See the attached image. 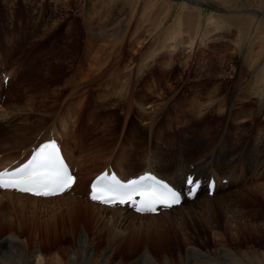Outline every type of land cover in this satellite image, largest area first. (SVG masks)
Masks as SVG:
<instances>
[{"label":"rangeland","instance_id":"rangeland-1","mask_svg":"<svg viewBox=\"0 0 264 264\" xmlns=\"http://www.w3.org/2000/svg\"><path fill=\"white\" fill-rule=\"evenodd\" d=\"M182 1L0 0V157L14 164L54 138L78 176L62 201L0 203V244L13 236L22 246H6L0 264H35L36 253L43 264H226L216 257L222 248L234 256L230 264H264V203L256 202L264 200V28L241 37L235 26L243 16L230 19V27L208 26L215 14L209 5L181 18ZM177 30L184 44L161 50ZM189 36L196 37L192 48ZM242 123L244 129L225 132ZM182 157L201 168L220 160L213 166L220 188L207 213L235 201L243 188L256 205L221 204L217 220V213L199 210L208 205L202 191L184 202L185 213L178 207L168 217L178 222L194 208L186 239L169 236L163 213L137 220L126 209L120 212L131 215L108 232L89 233L77 212L87 202L89 178L108 167L126 177L152 171L158 159L164 177ZM85 233L87 255L78 246ZM193 250L209 259L186 257Z\"/></svg>","mask_w":264,"mask_h":264},{"label":"bare ground","instance_id":"bare-ground-1","mask_svg":"<svg viewBox=\"0 0 264 264\" xmlns=\"http://www.w3.org/2000/svg\"><path fill=\"white\" fill-rule=\"evenodd\" d=\"M204 1H205V4L201 3L202 0H200V1H197V0H193V1L192 0H187V2L182 1L180 3V5H181V13H182L181 18L184 15H189L188 13H190V11L192 12L193 9L198 10V11H201L202 9L201 10L198 9V6H201V5L202 6H207V5H209V7L214 10L215 14L214 15L212 14V15L208 16V18H207L208 26H212V25L218 24V25H221L222 27H223V25L224 26H227V27L228 26L230 27V25H231L230 24L231 23L230 22V19H238L240 16H243L244 17L243 20H246V21H243L241 19L240 23L235 26L237 28V31L240 32V36L241 37H244L243 34L241 33V31L249 30L251 27L257 26V27H260V28H264V22H258V20H259L260 17L264 20V0H204ZM188 2H190L193 5H195L196 7H192V5L190 3H188ZM206 2H208L209 4H207ZM194 17H197V16H194ZM175 20H176L175 22L178 21V24H179L180 15ZM196 21L198 23L200 21V18H197ZM228 21L230 23H228ZM218 25H216V26H218ZM197 29L199 30L200 28L197 27ZM180 31L179 30L175 31L174 34L171 37L167 38L165 40V42H164L165 44H163V47L161 48V50L171 49V48L173 50H176V49H178V47L181 44H184V42H182L183 41V34H181ZM199 32H200L199 34H201V31H199ZM208 37H209V33L208 32L203 33V36L200 39V43L201 44H205L206 40H208ZM181 38H182V41H181ZM195 38H196L195 36H194V38H192L191 36L188 37L189 40L187 42L189 44V47L192 48V46L195 43ZM243 40H244V38H243ZM185 44H187V43H185ZM253 62L255 63V61H253ZM254 63L252 64V62H251V63H247V64H249V66L252 69L255 70V68L258 67V66H255ZM256 65H257V63H256ZM263 65H264V63H263ZM259 83H260V86L259 87H264V78H262V80H260ZM210 93L212 95L211 97H213V96L216 95L215 90L214 91H211ZM0 117H2V114L1 113H0ZM242 122H244V121H242ZM244 123H242V124H240L238 126H233L231 124L230 125H227L225 132L226 133H231L234 130L244 129L245 128V124ZM223 147H225V146H223ZM62 152H63V150H62ZM25 153H26V151L24 152V154ZM63 155H64V152H63ZM64 156H66V155H64ZM229 159H231V158H229ZM67 161L69 162L70 166H72V161L69 160V159ZM198 161L200 162V160H198ZM0 162H1L0 170H4V171L7 170L8 165H7V163H5L3 161L2 155L0 157ZM218 162H220V160L209 161V162H207V163L204 164L205 167L201 168V166H199V163L197 161L194 162L195 163V165H194L193 163L192 164L191 163H187L185 161V158L182 157V159L179 158L178 159V162H176V165H175V168H174V172L169 173V174L166 173L165 176L162 177L160 175V160L158 159V160H156L155 163L157 165H159V166H154V167H152L153 169H151V170H152V172L156 176L168 180L169 182H171L176 187H179L181 189H185L186 188L185 185H184L185 184V181L189 177H191V176H195L196 177L195 180L196 181H198V180L200 181L201 179H208V177L210 175L214 174L217 177V180L219 181L220 180L219 173H218V171L216 169L213 168V166L217 167ZM73 168H75V166ZM118 174L120 176H122L124 179L127 178L126 175H124L122 173H118ZM228 177H231V174H229ZM232 177H233V175H232ZM91 178H89L88 181L86 182V184H88V186L90 184ZM246 180L247 179L245 178L243 181H246ZM230 182L231 181L229 180V182L227 183L226 187L228 186V184ZM77 183H78V180H76L74 186H72L70 189H68L67 192L63 193L60 196H55V197H34V196L27 195V194L16 193V192L11 191V190H1L0 189V203L1 204H4V207H5L6 205L10 206V205H14V204H17L19 206H26L30 201L42 202V203H50V202H54V201H62V199H64L66 193H68L72 189L74 190V187L76 188V186H77L76 184ZM218 189H219V184H217V186L215 187V193H217ZM246 189L247 188H243L239 192H237L238 194L236 195V200L233 201V202H230V201L228 202L227 200H225V199H229L230 198L228 196V197H224L225 198L224 200L227 201V202H225L223 204L221 202L216 203V205H217L216 206V211L215 212H212V215L210 213H207L208 208H209V205H211L209 203H211V201H212V200H209L208 198L215 199L216 195L214 193V195L212 197H209L206 194L205 197H207V198H205V199H206V202L208 203V205L205 207V209H204V207H202L199 210L203 214H205V213L206 214H210L211 218H213L214 217L213 215H215L217 213L218 214L217 220H218V218L220 220V218L224 216L223 212L220 210L222 208H219V206L221 204L223 206H225V205H233L236 208L237 207H245L246 205H251V206L256 205L253 202L254 199H255L254 193L247 192V191H245ZM199 192L200 191H198V193L196 194V196L199 194ZM247 193H249V194H247ZM88 195H90V194H88ZM196 196H195V198H196ZM192 200L193 199H191L189 201H192ZM261 200H260L261 202L255 200L256 202H258L257 205H259V203H261V204L264 203V200L262 198H261ZM86 201L87 202L84 201L85 204L83 203L84 204L83 205V208L81 206H80L81 208L80 207L77 208V212L79 213V216L81 217V219L85 221V222L84 221L83 222L86 223L85 225L89 229V233L90 232L93 233V231H97V234H100L101 231H102L101 228H104V229L107 228L106 229V232H108V226H112L113 227V226H115L117 224V220H123L124 221V219L126 220V218L129 215H131L129 212L128 213L127 212L126 213L120 212L121 209H126V208H122V207H119V206H116V207H105V206H101L98 203H96V202H94L92 200H89L88 198H86ZM178 207L181 208L184 211V213H185V210L186 209H184V202H182L177 207H174V208H171V209H168V210H164L163 211V214H164L163 216L167 217L168 221L170 222V224H168L167 227H166L168 229V231L170 232V235L169 236H172L173 235L174 237H178V236L182 235L186 239L189 236V234H188V227L191 225L190 222H192L193 218L195 217L193 215L195 213L194 212L195 210L193 211L194 208L188 210L186 212V214H185L186 216H182V214H181L180 215V219H178L179 220L178 222L171 221L170 218H168V217H171L172 214H173V212L175 213L177 211H181V210H178L179 209ZM261 207H262V205H261ZM257 209H259V208H257ZM257 209H256V211H258ZM261 209L262 210L259 211L260 212L259 214H261V212L264 213V207H262ZM63 210H67V208L62 209L61 211H63ZM126 210L129 211L128 209H126ZM104 212L105 213L106 212H110L111 213V216L106 219V217L101 214V213H104ZM130 212H132V211H130ZM132 213H134V212H132ZM143 215H150L151 216V214H138V215H136V213H134V215L132 216V218L133 217L135 219H137V218L138 219H145V218H147L148 220L155 219V218H150L149 219V217L143 216ZM227 215H233V213H230V214H227ZM152 216H156V215H152ZM254 216H256V215H254ZM231 219H234V218H231ZM213 222H215V223H212V224H215L216 225V222H217L216 221V218H215V221H213ZM147 225H149V224H147ZM101 226H103V227H101ZM99 228H100V231H98ZM216 229L219 230L218 225H217ZM86 238H87V233H85V236H82L81 235V237L79 238V241H78L79 242V245H78L79 246V252L81 254H84V255H87V253H88L87 252L88 251L87 250L88 249V243L86 241L87 240ZM6 246H8L10 248H15L16 247V248H19V249L22 250V246L18 243L17 239L15 237H13V236L9 237L8 239H6L5 241H3L0 244V253H2V251L4 250V248H6ZM216 252H217L216 253V257L217 256L221 257L228 264L233 263V261H235L234 256L231 253H229V251L225 250V248L224 249L222 248L221 250H218ZM209 255H211V254H209ZM22 256H24V255L22 254ZM194 256H196V257H199L200 256V258L203 257L205 259H209L208 254L201 253V251H198L197 252V251L193 250V251L187 252V254H186V257H188V258H191V257H194ZM56 257H58V256H56ZM145 259L146 260H151L148 256ZM34 260H35V264H43L44 263V258L42 256V254L40 255V253H36V256H35ZM59 260H55L54 263L55 264H61L62 261L60 262ZM73 261H75V260H73ZM189 262H190V260H189ZM24 264H31V263H29L28 260L26 259V261L24 262Z\"/></svg>","mask_w":264,"mask_h":264},{"label":"snow or ice","instance_id":"snow-or-ice-1","mask_svg":"<svg viewBox=\"0 0 264 264\" xmlns=\"http://www.w3.org/2000/svg\"><path fill=\"white\" fill-rule=\"evenodd\" d=\"M70 174L55 141L42 144L31 158L13 171L0 172V189L16 190L36 196L61 194L71 188ZM191 186L194 181L189 178ZM139 197L137 201L136 198ZM90 199L106 205H136L138 212H155L157 207L170 208L180 203V196L150 175L121 182L116 176H99L91 185Z\"/></svg>","mask_w":264,"mask_h":264}]
</instances>
